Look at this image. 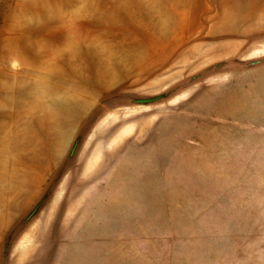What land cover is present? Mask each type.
<instances>
[{
  "label": "rangeland",
  "instance_id": "1",
  "mask_svg": "<svg viewBox=\"0 0 264 264\" xmlns=\"http://www.w3.org/2000/svg\"><path fill=\"white\" fill-rule=\"evenodd\" d=\"M0 264H264V0H0Z\"/></svg>",
  "mask_w": 264,
  "mask_h": 264
},
{
  "label": "bare ground",
  "instance_id": "2",
  "mask_svg": "<svg viewBox=\"0 0 264 264\" xmlns=\"http://www.w3.org/2000/svg\"><path fill=\"white\" fill-rule=\"evenodd\" d=\"M230 8L227 12V17L229 18H239L242 16V11L239 9L240 6L236 1H232L231 4L229 5Z\"/></svg>",
  "mask_w": 264,
  "mask_h": 264
}]
</instances>
